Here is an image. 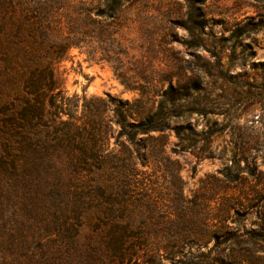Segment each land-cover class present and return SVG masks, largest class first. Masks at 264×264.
I'll return each mask as SVG.
<instances>
[{"label": "rangeland", "instance_id": "obj_1", "mask_svg": "<svg viewBox=\"0 0 264 264\" xmlns=\"http://www.w3.org/2000/svg\"><path fill=\"white\" fill-rule=\"evenodd\" d=\"M121 21L131 84L197 91L181 102L192 111L164 134H153L139 152L123 147L119 126L112 125L105 153L144 181L158 203L157 211L141 210L142 229L156 245L164 244V234L177 236L174 223L162 222L166 216L195 215L200 202L208 201L221 227L207 245L178 235L170 256L162 251L156 264H264V0H131ZM71 56L61 71L67 93L80 98V113L108 93L142 97L127 90L109 64L79 49ZM176 126L183 127L179 134ZM0 175V264H68V239L49 225L60 198L40 194L33 183L36 189L18 188L1 167ZM223 204L230 206L228 215L219 212ZM73 264L120 263L80 255Z\"/></svg>", "mask_w": 264, "mask_h": 264}, {"label": "trees", "instance_id": "obj_2", "mask_svg": "<svg viewBox=\"0 0 264 264\" xmlns=\"http://www.w3.org/2000/svg\"><path fill=\"white\" fill-rule=\"evenodd\" d=\"M130 1L0 0V167L11 173L18 188L35 184L40 194L48 191L60 198L62 205L49 225L68 239V264L80 255L156 264L162 251L170 256L178 235H186L193 245H207L221 233L204 201L195 215L180 212L174 221L166 216L162 222L174 223L177 236L170 240L164 234V244L156 245L153 234L142 229L141 210L157 211L158 203L144 181L123 172L105 153L115 125L117 141L139 152L153 134H164L192 111L181 102L197 91L186 85L149 89L131 84L129 49L121 34L122 9ZM74 49L109 64L120 83L142 97L130 101L108 93L80 113V98L67 93L61 71ZM182 129L175 127L178 134ZM140 134L145 136L137 141ZM123 137L129 145L120 141ZM1 183L0 178V188ZM229 209L223 204L219 212L228 215Z\"/></svg>", "mask_w": 264, "mask_h": 264}]
</instances>
